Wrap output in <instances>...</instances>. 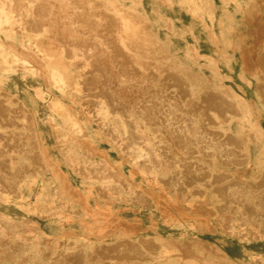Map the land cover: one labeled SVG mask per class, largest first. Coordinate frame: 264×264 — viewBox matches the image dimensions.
Returning <instances> with one entry per match:
<instances>
[{"label": "bare ground", "instance_id": "6f19581e", "mask_svg": "<svg viewBox=\"0 0 264 264\" xmlns=\"http://www.w3.org/2000/svg\"><path fill=\"white\" fill-rule=\"evenodd\" d=\"M123 1L0 0V199L60 221L72 220L77 203L101 232L122 230L111 243L87 242L71 230L47 233L25 216L0 214V264H264V37L249 76L242 67L228 84L220 66L232 69L226 48L238 43L225 36L231 16L218 20L216 32L202 16L212 15L210 6L184 0L215 48L186 42L174 53L158 22L173 37H194L192 27L176 29L157 9L155 20L146 15L140 0ZM244 9L251 22H264L257 2ZM199 64L209 76L194 69ZM17 72L40 79L34 103L46 102L49 89L62 97L46 104L58 155L44 147L25 103L3 87ZM101 139L147 185L128 179ZM47 171L58 181L56 192L28 200L24 189L43 190ZM116 199L154 205L165 222H186L196 233L162 236L151 218L153 234H139L141 217H119ZM85 220L84 230H92ZM225 236L260 246L227 250Z\"/></svg>", "mask_w": 264, "mask_h": 264}, {"label": "rangeland", "instance_id": "374dc122", "mask_svg": "<svg viewBox=\"0 0 264 264\" xmlns=\"http://www.w3.org/2000/svg\"><path fill=\"white\" fill-rule=\"evenodd\" d=\"M204 3L208 4V7L212 9V15H202L206 23L209 26L214 27L216 32H219L218 20L223 18V22L226 23V15L232 17V28L231 30L225 33V36L232 42H238L233 48L227 47L226 51L230 54V67L231 70L225 64L220 66V71L228 75L227 78L228 84H234V81H237L236 73L241 70L242 67L245 68L246 75L249 76V66L248 62L250 59H253L252 54L255 52L256 47L263 41L264 37V22H251L246 11L245 7L249 4L250 1L257 2L260 8H264V0H202ZM124 4L128 5L130 1H123ZM144 12L151 19L155 20L156 11L161 14L163 18H170L175 24L176 29H182L185 25H190L193 29L194 37L188 36L187 34L184 37H173L168 34L166 31L162 20L157 24V32L164 42L168 43L171 46V49L174 53H180L186 42L197 45L201 50L207 49L211 52H214V44L210 43L207 37L206 29L203 27L199 18L193 17L188 11V4L184 0H173L172 8L170 9L167 5H161L158 0H140ZM162 23V24H161ZM161 24V25H160ZM160 25V26H159ZM171 39V41L168 40ZM195 70H198L201 75L209 76L210 71L205 69L202 64L193 65ZM243 69V68H242ZM252 83L254 78H251ZM41 86V81L36 76L21 75L20 73H11L3 83V87L8 90L11 95L15 96L19 100L23 101L29 111L33 116V126L36 127V130L40 133L44 147L47 149L50 155H58V149L54 145V138L52 136V129L47 123V118L51 116V113L48 110L46 104L54 97H62L52 91L48 90L47 96L48 100L46 102H33L31 96H35L33 89L34 87ZM53 117V116H52ZM54 120L61 126L62 132L67 133V127L62 125L59 118L53 117ZM264 127V121L262 120ZM231 128L235 129V125L231 124ZM95 127H89V131L93 134ZM93 136V135H92ZM98 145L102 150L106 151L109 158L113 162H117L119 167L123 171L124 175L128 179L133 180L137 183L147 185L143 177L132 171L133 164L130 161H121L120 155L118 153V148L114 147L113 144L101 139L97 140ZM76 147H80L78 144ZM254 147V146H253ZM252 156L256 157L257 153L252 152ZM96 158V156L94 157ZM255 170H251L247 175H251ZM71 177L73 181H78L79 177L71 172ZM44 180L47 182V185L42 190L39 185L31 186L29 189H24V193L28 196V200H35L38 196L49 198L58 188V181L54 178V175L47 171L44 173ZM60 202V199H58ZM76 210L69 216L72 220L69 221H60L57 216H52L48 218H40L32 213L20 208L14 203H7L4 200L0 199V214H8L14 218L26 217L32 222H37L40 227L45 230L47 233L58 232L66 229L67 231H73L77 236H88L89 241L87 242H96L101 243L102 241L111 243L116 240L117 237H120L122 230L119 227H114L108 230L107 232L100 230L102 229L99 224L93 222V220L86 214L83 208L77 204L72 203ZM113 211L117 212L119 217L126 219H132L135 215L141 217L142 219V228L139 231V234L148 235L153 234L150 231L149 223L150 219L153 218L156 221V229L162 236L173 235L179 236V231L184 230L187 232H192L193 230L186 222H173L168 223L163 220V217L159 213V210L156 209L154 205L146 206L144 208H137L131 201H123L116 199L112 203ZM86 219L87 225H91L92 230H84V227L81 224V220ZM79 220V221H78ZM134 235V234H133ZM132 234L129 236L133 237ZM136 237V235H135ZM133 237V238H135ZM214 240L218 243L216 237L208 238ZM240 238L236 236H225L224 242H221L224 248L230 250L232 248H238L240 246L251 247L256 249L260 246V241H252L251 243L241 242ZM78 242L81 244H86V241L79 238ZM220 244V243H219Z\"/></svg>", "mask_w": 264, "mask_h": 264}]
</instances>
